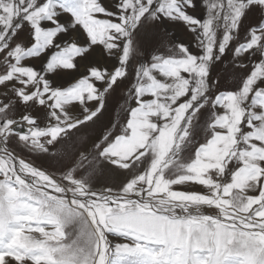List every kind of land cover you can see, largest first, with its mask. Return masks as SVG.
<instances>
[{"label":"snow or ice","instance_id":"6c2138e0","mask_svg":"<svg viewBox=\"0 0 264 264\" xmlns=\"http://www.w3.org/2000/svg\"><path fill=\"white\" fill-rule=\"evenodd\" d=\"M62 4L0 0V264H264V0Z\"/></svg>","mask_w":264,"mask_h":264},{"label":"rangeland","instance_id":"374dc122","mask_svg":"<svg viewBox=\"0 0 264 264\" xmlns=\"http://www.w3.org/2000/svg\"><path fill=\"white\" fill-rule=\"evenodd\" d=\"M77 6H78V0H63L62 7L65 9L64 14L66 16H69L70 18L69 10ZM252 22H257V21L254 19ZM5 91L7 90L3 88V86H0V96H2V94ZM203 142H204L203 139H197L195 142L186 144L180 149L178 153L179 159L177 160L176 165H175L176 171H179L180 167H182V163H187L192 159V157L194 156L198 148L203 145ZM16 150L20 155L24 156V158L26 159L35 160L37 164L41 162L40 159L35 156V154H29V153H26V151H22L20 149H16ZM179 190H185V191L200 190V186L198 185L180 186ZM203 211L209 215L217 214V210L215 209H203ZM109 239L113 243H118L121 241V236L113 235L109 233Z\"/></svg>","mask_w":264,"mask_h":264}]
</instances>
